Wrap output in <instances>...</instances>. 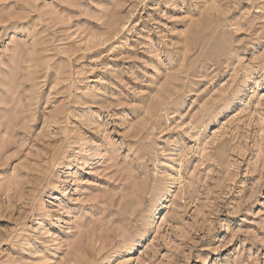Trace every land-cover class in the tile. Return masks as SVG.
<instances>
[{"label": "rangeland", "instance_id": "374dc122", "mask_svg": "<svg viewBox=\"0 0 264 264\" xmlns=\"http://www.w3.org/2000/svg\"><path fill=\"white\" fill-rule=\"evenodd\" d=\"M0 264H264V0H0Z\"/></svg>", "mask_w": 264, "mask_h": 264}]
</instances>
